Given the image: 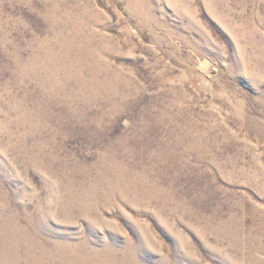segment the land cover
Wrapping results in <instances>:
<instances>
[{"label":"rangeland","instance_id":"374dc122","mask_svg":"<svg viewBox=\"0 0 264 264\" xmlns=\"http://www.w3.org/2000/svg\"><path fill=\"white\" fill-rule=\"evenodd\" d=\"M0 264H264V0H0Z\"/></svg>","mask_w":264,"mask_h":264}]
</instances>
